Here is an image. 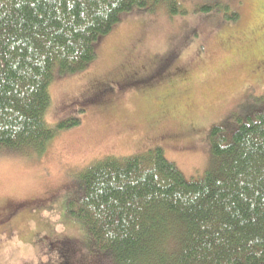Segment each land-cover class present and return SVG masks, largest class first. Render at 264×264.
Wrapping results in <instances>:
<instances>
[{
  "label": "rangeland",
  "instance_id": "rangeland-1",
  "mask_svg": "<svg viewBox=\"0 0 264 264\" xmlns=\"http://www.w3.org/2000/svg\"><path fill=\"white\" fill-rule=\"evenodd\" d=\"M180 3L184 14L126 12L94 42L85 69L54 75L46 121L79 124L60 130L41 154L0 149V216L10 218L0 229V264L53 263L61 234L71 248L90 249L86 225L67 211L94 161L160 147L191 180L209 167L214 125L264 108V36L255 35L264 0ZM231 11L237 20L226 17Z\"/></svg>",
  "mask_w": 264,
  "mask_h": 264
},
{
  "label": "trees",
  "instance_id": "trees-1",
  "mask_svg": "<svg viewBox=\"0 0 264 264\" xmlns=\"http://www.w3.org/2000/svg\"><path fill=\"white\" fill-rule=\"evenodd\" d=\"M161 7L185 10L180 0H0V149L41 154L79 124L46 121L54 75L85 69L94 42L126 12ZM263 20L255 35L264 36ZM245 113L211 128L209 167L191 180L160 147L84 168L67 212L86 225L90 249L61 234L51 245L57 260L46 264H264V108ZM2 216L0 229L10 224Z\"/></svg>",
  "mask_w": 264,
  "mask_h": 264
},
{
  "label": "flooded vegetation",
  "instance_id": "flooded-vegetation-1",
  "mask_svg": "<svg viewBox=\"0 0 264 264\" xmlns=\"http://www.w3.org/2000/svg\"><path fill=\"white\" fill-rule=\"evenodd\" d=\"M261 73H262V70H261Z\"/></svg>",
  "mask_w": 264,
  "mask_h": 264
}]
</instances>
